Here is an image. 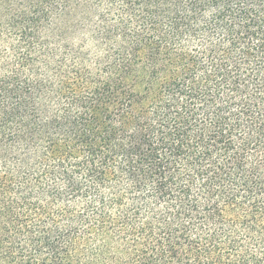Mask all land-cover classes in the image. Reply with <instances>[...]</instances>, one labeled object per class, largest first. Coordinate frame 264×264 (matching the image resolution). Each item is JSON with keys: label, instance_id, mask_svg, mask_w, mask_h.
<instances>
[{"label": "trees", "instance_id": "trees-1", "mask_svg": "<svg viewBox=\"0 0 264 264\" xmlns=\"http://www.w3.org/2000/svg\"><path fill=\"white\" fill-rule=\"evenodd\" d=\"M0 264H264V0H0Z\"/></svg>", "mask_w": 264, "mask_h": 264}]
</instances>
